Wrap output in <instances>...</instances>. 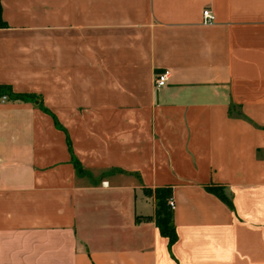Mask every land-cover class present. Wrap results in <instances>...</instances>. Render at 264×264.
Segmentation results:
<instances>
[{
	"label": "crops",
	"instance_id": "0c3cea01",
	"mask_svg": "<svg viewBox=\"0 0 264 264\" xmlns=\"http://www.w3.org/2000/svg\"><path fill=\"white\" fill-rule=\"evenodd\" d=\"M0 19V264H264V0H0Z\"/></svg>",
	"mask_w": 264,
	"mask_h": 264
},
{
	"label": "trees",
	"instance_id": "16d2710c",
	"mask_svg": "<svg viewBox=\"0 0 264 264\" xmlns=\"http://www.w3.org/2000/svg\"><path fill=\"white\" fill-rule=\"evenodd\" d=\"M0 26L2 22L0 19ZM11 92L6 87H0V97L11 96ZM18 98V97H16ZM212 191V190H211ZM213 192L224 202H228L224 195L219 190H213ZM157 200V215L155 224L159 234L167 240L168 246L175 243L177 237L174 226L172 224V210L169 207L170 194L168 191H159L156 196Z\"/></svg>",
	"mask_w": 264,
	"mask_h": 264
},
{
	"label": "built area",
	"instance_id": "2783aa9c",
	"mask_svg": "<svg viewBox=\"0 0 264 264\" xmlns=\"http://www.w3.org/2000/svg\"><path fill=\"white\" fill-rule=\"evenodd\" d=\"M201 15H202L203 24L209 25V24H212L214 22V17L208 9H204L202 11ZM169 78H170V72L168 70H163V71L157 73L154 77V86L157 88L165 87L168 83ZM5 101H6L5 96L0 97V103H3ZM169 207L173 211L174 204L171 200L169 201Z\"/></svg>",
	"mask_w": 264,
	"mask_h": 264
}]
</instances>
